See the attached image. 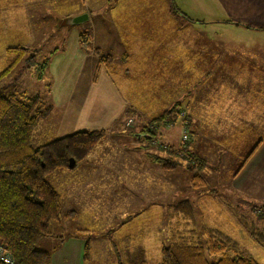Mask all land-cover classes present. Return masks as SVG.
<instances>
[{"label":"crops","instance_id":"0c3cea01","mask_svg":"<svg viewBox=\"0 0 264 264\" xmlns=\"http://www.w3.org/2000/svg\"><path fill=\"white\" fill-rule=\"evenodd\" d=\"M54 1L59 2L60 7L78 2L72 6L73 12L67 11L57 24L61 29L64 26L61 36L64 44L54 47L56 52L51 55L52 50L48 56L50 59L67 56V45L72 43L71 57L77 59L80 69L77 75H67L68 82L72 83L66 84L59 96L57 94V101H62L57 108L68 107L57 120L59 127L70 130V134L81 130L101 131L108 124L122 127L126 117L134 120L133 123L143 117L145 125L178 105L176 110H182L188 119L190 150L202 155L205 170L218 174V164L209 163L212 153L219 159L216 163L230 161L232 157L237 172L226 182L228 191L247 196V201L254 205H264V0H190L191 13H203L197 19L182 11L179 3L182 0ZM214 7L220 13L218 18L213 14ZM82 15L86 19L74 25L67 20L71 17H66ZM86 30L91 34V50L88 51L78 44L79 33ZM7 48H3L1 57ZM25 48L40 52L34 47ZM95 49L100 55L109 56L111 64L99 65L98 56L93 53ZM85 67H89V72ZM81 76L85 83L79 82ZM68 86L72 92L74 88L80 90L77 96L70 97ZM54 94L55 89L51 91L52 98ZM141 100H144V116L140 106L132 102ZM52 114L53 110L48 118ZM137 133L133 137L140 139ZM69 180H63L65 186H69ZM77 181L72 183L76 186ZM217 181L215 178V183ZM115 183L120 190L128 188L125 195L123 192L107 194L109 199L103 200L99 195H84L88 193H81L77 186L67 188L66 193L59 192L61 214L74 211L76 217L52 223L53 229H68L61 241L49 238L38 242L39 248L42 242L49 246V250L46 249L50 253V264H91L93 240L85 238L89 226L80 222L83 216L86 223L91 215L102 221L101 218L108 217L107 212H123L126 220L113 230L114 235L120 236L129 232L132 219L151 218L152 212L184 199L192 203L198 219L202 214L213 213L207 205L209 196L220 201L223 195L214 188L213 194L195 191L188 197L177 198L174 184L162 181L156 183L164 195L161 204V200L145 188L140 189L141 194L134 193V180L127 176ZM147 183L146 180L142 185L147 187ZM203 199L205 210L200 205ZM135 203L137 210L132 212ZM220 208L228 215V209L233 213L237 211L225 203L214 210L220 211ZM143 220L140 230L144 232ZM113 233L108 231L103 235L105 245L101 246V252L108 261L117 264L110 243L118 242L110 236ZM86 240L90 247L87 262L83 259ZM142 244L146 249L144 237Z\"/></svg>","mask_w":264,"mask_h":264},{"label":"rangeland","instance_id":"374dc122","mask_svg":"<svg viewBox=\"0 0 264 264\" xmlns=\"http://www.w3.org/2000/svg\"><path fill=\"white\" fill-rule=\"evenodd\" d=\"M53 1L0 0V71L3 69V57L1 56L4 53V47H34L40 51L35 59V62L38 64L50 55L52 50H54V47L60 46L62 43L64 44V42H61L64 26L61 29V26L58 27L57 24H60L63 20L60 18L67 14V11L71 10V12H73L72 6H75L78 2L70 6L60 7L61 4L59 2L56 4V1ZM126 1L135 2L142 0ZM190 2V0H182L179 2L182 4V11L187 15L192 14V17L194 16L193 18L195 19L199 18L200 15L203 16V13L201 12H196L195 14L191 13ZM212 11L214 15H217V18L220 16L219 11L215 7ZM66 17H71V19L74 18L72 16ZM71 19L67 20L70 21ZM50 37H53L54 39L59 38V40L53 41ZM67 46L69 50L67 56H63L60 59L51 57V59H49L48 68L40 80H37L36 73L32 67L28 68L21 62L0 82V90L5 94L24 93L29 96L37 95L40 96L46 104L53 107V114L41 122L33 132L32 145L35 147L67 136L71 132L68 129H62L59 127L60 122L57 121L61 112H66L68 107L62 106L57 108L60 106L58 104L62 101H57L56 98L66 84L70 85L72 83L71 81L68 82L69 78H67V75H77L80 70H78L77 67V59L71 57V54L74 53L73 44L68 43ZM51 55L53 54L51 53ZM117 66L119 69H122V66ZM66 67L67 69H70L67 71ZM85 69L89 72V67H85ZM83 79L84 78L81 76L79 82L85 83ZM53 89H55V94L52 98L51 91ZM68 91L71 92L70 97L72 95L77 96L76 94L80 92L77 88H74L72 92L69 86ZM74 101H76V99H74ZM86 101H91V99L86 98ZM132 102L140 106L144 116V100ZM70 103H73V101L71 100ZM174 107L177 109L178 105ZM179 112L183 115L182 110ZM142 119L143 117L134 123V120L130 123V120L126 117L124 119L125 123L122 127L121 125L119 127H117V125L111 127L108 124L104 127V131L106 132L105 137L93 148L85 159L79 161L76 166L74 165V168L63 171V173L57 171L53 172L48 176V182L55 186L58 192L63 194V192L66 193L67 188L69 189L71 186H75L72 182L78 180L76 186L81 193H88H84V195L88 197H90V195H99V198L107 200L109 199L107 194H119L120 192L124 193L128 190L127 187H123L122 190H120V187L115 183L116 180L123 179L127 176L134 180V193H137L138 191V194H141L140 189L145 188L146 190H149L150 193L156 195V197L161 200H159L161 204H163L162 198L164 195H162L160 191L161 188H159L156 183L159 184L160 182L162 183V181L174 184V194L179 195L176 196L177 198L190 196L195 190L189 183V173L183 169L163 170L158 165L150 164L147 159V155H152L165 159L169 158L172 162L180 161L181 163L182 160L179 157H175L169 152H166L167 146H178L183 140L182 137L186 135L184 124L180 123L181 118L172 125L160 126L154 131V138L151 142L144 141L141 137L140 139L133 137L134 133L142 131L144 126V121ZM210 156L212 158H209V163L215 165L218 164V176L214 175L213 171H206L205 173L203 171L200 175L204 177L206 181L208 180L205 188L210 190L212 189L211 187H213L217 191H222L223 195L220 196L222 197L220 201H218L217 197L209 196V199H207V205L213 210V213L210 212V214L207 213L206 215L202 214V217H198V220L200 221V224L204 226H211L231 236L241 246H245L246 249L248 248L249 253L259 264H264V250L257 243V240H263L261 242L264 243L263 228L258 220L250 214V205L252 207L255 203H249L247 201L249 200L247 196L241 195L237 192H229L228 187H226V182L229 180V176L237 172L235 171V168H233L234 162L232 157L230 161L225 160L230 163L222 161L216 163V161L219 160L217 155L212 153ZM226 157L228 158L229 156ZM129 165H131L130 169L128 168ZM183 165H186V162H184ZM125 167L127 169H125ZM207 173H209V175H207ZM67 178L70 179L68 181L69 186H65L63 182V180ZM215 178L218 179L216 183ZM146 180L148 181V186L144 187L142 184H145ZM177 189L179 190V193L177 192ZM146 195L147 194L144 193V196ZM202 201L203 204L200 205H202L205 210L204 207L206 204H204V199ZM165 202L171 203L170 201ZM224 203H228L229 207H233L237 210L236 214H239L241 217L233 213L231 209H228L229 215L224 209L222 210V208H220V211L214 210L220 205L223 207ZM261 204L262 203H259L255 206H262ZM119 207L121 208V204H119ZM168 207L166 205V209H158V212L156 213L152 212L151 214L153 215L151 218L148 217L143 220L137 217L136 219H132L133 221L130 222V227L123 226L129 227V231L133 233L136 232V230H140V223L142 220L143 224L147 221L146 226L148 228L146 230L147 233L144 241L146 248L145 256L147 259L149 257L151 259L150 261L154 263L158 260V251L160 248V244L157 240L158 236H155L154 230L156 227H160L162 229L161 231H164V237V234L166 233V215L169 211ZM136 210L137 205L135 203L131 211L134 212ZM262 210V208H257L256 213H259L258 211H260V214H263L264 212H262ZM155 214L156 217H153ZM107 215L108 217L101 218L102 221H100V217L93 218V215L87 218L86 223V218L84 219V216L80 219L81 223L85 224V226H89L88 231L85 232V238H91V240H93V247L91 248V264H113L111 260L108 261L106 257L102 255L101 251L103 248L101 249V246L105 245L104 241H102L104 238L103 235L105 233L107 234L108 231H112L113 233L114 228L115 230L118 229L120 223L126 220V217H122L124 213L119 210H112L110 213L107 212ZM49 230L56 235L55 241H61L68 233V229H53L52 224H50ZM125 230L126 228L123 229V231ZM126 234L127 233H123L120 237L113 233L110 234V236H112L114 241H119ZM96 241L98 242L95 244ZM45 243L46 242H42L40 248L38 246L37 248L47 252L46 248L49 246ZM95 245H97V249H95ZM211 260L212 258L209 259V262H211Z\"/></svg>","mask_w":264,"mask_h":264},{"label":"trees","instance_id":"16d2710c","mask_svg":"<svg viewBox=\"0 0 264 264\" xmlns=\"http://www.w3.org/2000/svg\"><path fill=\"white\" fill-rule=\"evenodd\" d=\"M90 40L89 30L79 33L78 44L86 51L91 50ZM55 52L56 49L52 54ZM93 53L98 56L99 65L110 63V57L100 55L98 49ZM37 54L38 51L21 46L7 48L2 58L0 82L21 62L28 68L32 67L37 80H40L48 68L50 57L37 64ZM52 110L53 107L46 104L40 96L5 94L0 90V243L6 247L13 264H50V254L39 250L38 242L56 238L49 230L50 224L57 223L62 218L74 220L76 213L71 211L61 214V195L47 178L53 172L70 170L69 158L73 159L76 166L106 135L104 130H81L35 147L32 145L33 132L48 118ZM178 119L186 130V135L182 137L184 141L176 147L167 146L166 152L179 157L181 163L152 155H147V159L163 170L183 169L189 173V183L196 192L208 191L213 194L214 188H205L207 182L200 175L201 172H206L205 160L190 150L191 135L184 112L181 115L176 107L163 112L145 124L137 136L151 142L155 130L160 126L172 125ZM184 162L186 165H183ZM257 208H262L264 212V205H250V214L258 220L264 232V213H256ZM168 209L164 237V231L160 227L154 230L160 244L157 262H151L145 256L142 240L144 237L145 241L147 233L146 221L144 232L129 231L118 244L110 242L117 264H259L248 248L241 246L231 236L200 224L190 201L181 200ZM261 241L257 240V243L264 250V243ZM89 252V241L86 240L84 261H87Z\"/></svg>","mask_w":264,"mask_h":264},{"label":"built area","instance_id":"2783aa9c","mask_svg":"<svg viewBox=\"0 0 264 264\" xmlns=\"http://www.w3.org/2000/svg\"><path fill=\"white\" fill-rule=\"evenodd\" d=\"M0 264H13V260L7 251L6 247H4L0 243Z\"/></svg>","mask_w":264,"mask_h":264},{"label":"water","instance_id":"95a60500","mask_svg":"<svg viewBox=\"0 0 264 264\" xmlns=\"http://www.w3.org/2000/svg\"><path fill=\"white\" fill-rule=\"evenodd\" d=\"M84 19H86V16L85 15H82V16H79V17H76V18H74V19H71L70 21H69V24L70 25H74V24H77V23H80L82 20H84ZM74 167V161H73V159L72 158H69L68 159V168L69 169H72Z\"/></svg>","mask_w":264,"mask_h":264}]
</instances>
